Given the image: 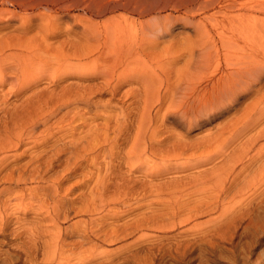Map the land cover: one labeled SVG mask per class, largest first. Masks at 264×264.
<instances>
[{"label":"bare ground","instance_id":"bare-ground-1","mask_svg":"<svg viewBox=\"0 0 264 264\" xmlns=\"http://www.w3.org/2000/svg\"><path fill=\"white\" fill-rule=\"evenodd\" d=\"M170 5L182 14L79 24L81 32L59 28L50 16L34 27L24 16L10 12L3 20L0 13V94L9 86L6 95L19 98L0 96V264H51L65 249L84 246L92 250L83 264H187L196 251H212L209 242L228 222L230 237L237 236L238 217L250 207H257V224L264 220V0ZM179 24L189 32L175 40ZM61 36L50 55V40ZM111 60L121 65L115 78V64L101 65ZM132 76L131 108L94 101L114 96ZM49 80L52 87H41ZM240 103L239 116L229 119ZM220 117L215 131L188 138ZM213 145L214 156L194 158ZM230 197L235 207L221 205ZM72 216L76 222L65 227ZM201 217H208L201 231L187 228ZM117 243L119 263L96 252Z\"/></svg>","mask_w":264,"mask_h":264},{"label":"rangeland","instance_id":"rangeland-1","mask_svg":"<svg viewBox=\"0 0 264 264\" xmlns=\"http://www.w3.org/2000/svg\"><path fill=\"white\" fill-rule=\"evenodd\" d=\"M89 1V0H88ZM176 0H100V2L103 5H108L107 8L96 11L87 8L84 3L87 2V0H9L4 1L0 3V13L3 14L4 19L7 20L10 17V12L19 14V16H24L26 19L25 21L29 20L31 24H33L34 27L44 24L47 16H50L51 19L50 22H56L59 25V28L66 30V28L73 27L75 29L72 30H79L81 32V28L78 27L81 26V24H84L85 27H88L90 25L93 26H102L103 24H106L107 22H115L121 25H126L129 23H139V22H146L150 20H154L157 18L162 17H170V19L175 18L182 14L181 9L175 10V7L171 6V2ZM41 3V5H37L36 9L31 10V3ZM136 2V4H135ZM27 9L26 12L23 11V9ZM156 10V12L151 13L150 10ZM10 10V11H9ZM78 20H81L82 23H78ZM17 20H11L10 25L17 24ZM189 32V31H188ZM186 32V33H188ZM183 32L182 26L179 24L173 28L171 32V36L177 39H181L185 34ZM62 36L57 39L50 40V55L51 53H54L60 48V42L62 40ZM171 38L163 39L160 44V47L168 45V41ZM90 43H93L92 40ZM151 57L145 56V61H149L153 63L154 61H151ZM107 64H115L117 66L116 71L113 73L115 74L114 78L121 74L120 70V64L116 60H111L108 63H103L101 65L106 66ZM101 69H103L101 67ZM136 77H131L127 79L124 84H121L120 91L113 96L105 93L103 95H96L94 98V101H106L111 100L112 104L116 105L117 107H123V108H131L133 106V103L137 101V99L131 94V87L136 88L135 83H137ZM113 79V78H112ZM72 82V80H75L74 78L68 79ZM84 80H92V77H85ZM110 80V79H107ZM52 81V80H51ZM49 81H42L40 82L41 87L44 86H53V82ZM67 81L68 83H70ZM99 82H102L103 79H99ZM112 81V80H111ZM132 81V82H131ZM51 82V83H49ZM89 82V81H87ZM67 83V84H68ZM66 84V83H65ZM133 85V86H131ZM9 88V86H6V89L3 93L0 94L1 99H5L7 101L8 99L10 102L8 103H14L18 102V97H13L11 94L6 95V90ZM9 92V91H8ZM7 92V93H8ZM10 93V92H9ZM7 100H6V98ZM140 105L143 106V100L140 101ZM249 102V101H248ZM131 106V107H130ZM244 103H240L236 110L231 111V113L227 116L229 119L236 116H239L240 110L243 109ZM246 106V105H245ZM234 112V113H233ZM228 120V119H227ZM223 121V118L218 119H212L207 122V124L204 127H197L194 128L188 135V138L190 140H198L202 136H205L206 134L213 132L220 126V123ZM168 126H173L172 121H167ZM136 130V128H135ZM133 131V133L135 132ZM180 133L183 134V131ZM131 142V140H130ZM130 142L128 143V147H130ZM127 150V149H126ZM218 149L216 145L200 149L194 156V158L205 159L209 156H214L217 153ZM220 159L214 160L212 163L220 165ZM152 165V163H150ZM149 165V166H150ZM211 165H207L205 167H210ZM131 167V169H134V165L131 166H125V169H128ZM200 168V167H199ZM155 170V169H154ZM151 170V167L149 171ZM195 170H191L190 172H194ZM73 182V180H70V182L66 184H70ZM75 194V195H74ZM73 196L75 198L76 193H74ZM72 197V198H73ZM229 203V204H228ZM186 204V203H185ZM224 204L225 206L230 205L235 207L237 204L235 201L232 200V197L228 198L225 202H222L221 205ZM253 208L256 210L257 207H250L252 212H248L245 216H240L238 219H242L241 225L237 226L235 230H237L238 235L235 237H230V232L232 231L231 228H233V221L228 222L218 233L216 236V239H211L208 246H211L212 251H196L192 256L191 262H188L187 264H264V233L262 234L261 229L258 227L262 226L264 227V220L257 224V221L253 220L251 217L255 216L253 212ZM249 209V208H248ZM260 216H264V210H259ZM249 216V218H248ZM29 218V215L27 216V220ZM72 219L70 221H67L64 226H70L72 223L76 222V217H71ZM248 218V219H247ZM208 217H201L198 220L190 223L187 228L191 229L192 231L199 232L201 231V228L205 226V222L207 221ZM250 220V221H249ZM253 220V222H251ZM260 222V221H259ZM251 223V225H250ZM253 225H257L256 228L258 229L259 234L257 235V238L254 237L250 239V235L253 232ZM259 225V226H258ZM206 227V226H205ZM246 227L248 230L246 231L249 235H244L241 232ZM261 231V232H260ZM179 231H176L177 233ZM9 237V236H8ZM217 239L221 242V245H218L216 243ZM231 239V240H230ZM257 240V241H256ZM233 241V242H232ZM250 243V244H248ZM254 243V245L252 244ZM122 244H107V245H99L97 247L96 252H104L105 255L111 256L112 260H114V263H119V258L121 257V254L118 253L117 249ZM252 245V246H251ZM91 247V246H90ZM89 246H84L82 248H74L71 247V249H65L64 253L61 255V259H56L55 262H51V264H57L59 261H61V264H83L85 261H83L84 257L88 258V253L85 252V250H92ZM90 248V249H89ZM95 249V250H96ZM116 255V256H115ZM41 256V255H40ZM53 255H51L52 257ZM57 257V255H55ZM105 257V256H103ZM40 260L42 259V256L39 257ZM53 258V257H52ZM58 258V257H57ZM83 261L80 262L81 260ZM90 259V257H89ZM148 262H151L149 264H158L159 261H151V259H148ZM147 262V263H148ZM110 262L103 263V264H109Z\"/></svg>","mask_w":264,"mask_h":264}]
</instances>
